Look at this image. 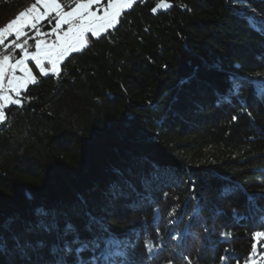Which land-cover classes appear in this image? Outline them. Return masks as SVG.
Returning a JSON list of instances; mask_svg holds the SVG:
<instances>
[{
  "label": "trees",
  "instance_id": "obj_1",
  "mask_svg": "<svg viewBox=\"0 0 264 264\" xmlns=\"http://www.w3.org/2000/svg\"><path fill=\"white\" fill-rule=\"evenodd\" d=\"M35 73L0 124V264H264V0H139Z\"/></svg>",
  "mask_w": 264,
  "mask_h": 264
},
{
  "label": "snow or ice",
  "instance_id": "obj_2",
  "mask_svg": "<svg viewBox=\"0 0 264 264\" xmlns=\"http://www.w3.org/2000/svg\"><path fill=\"white\" fill-rule=\"evenodd\" d=\"M101 0H87L86 3L80 0H73L72 5L62 4L59 0H36L27 11L20 13L14 20L0 29V46L5 45V39L14 36L15 39L7 44L3 51H0V123L5 121L4 109L9 104H20V99H13L9 93H14L15 97H21L22 91L26 92L30 84H36L37 78L33 75L28 66V61H34L35 67L42 76L50 74L59 77L60 65L72 53L81 52L88 46V34L99 38L102 33L114 29L119 23L122 13L130 9L136 0H108L107 8L103 9V15L91 11L93 5L100 4ZM44 11L41 12L40 7ZM172 5L166 2L158 3L154 11L168 9ZM68 7L70 10L65 11ZM44 21H54V27L50 33L44 35L54 36L55 39L48 43L44 39H36L35 50L32 53L26 48L28 40L23 37L29 36L25 29L35 30V37H41L39 25ZM67 26V30H61ZM23 51V58L16 59L8 54V49L13 48ZM45 62L50 68L45 67ZM17 72L23 73L18 76ZM235 119V118H234ZM264 233H257L256 239L260 240ZM251 255H257L255 245L252 246ZM264 260V255L260 256ZM251 264H257L251 260Z\"/></svg>",
  "mask_w": 264,
  "mask_h": 264
},
{
  "label": "rangeland",
  "instance_id": "obj_3",
  "mask_svg": "<svg viewBox=\"0 0 264 264\" xmlns=\"http://www.w3.org/2000/svg\"><path fill=\"white\" fill-rule=\"evenodd\" d=\"M138 1L139 0H136V2H138ZM59 2H61L62 4L67 3L68 5H72L73 0H59ZM80 2L86 3L87 0H80ZM34 3H36V0L27 3L21 10H19L14 15L9 17L10 19L8 20V22L5 23L2 27H0V29H3L4 27H6V25L8 23H10L12 20H14L20 13H22L24 11H27V9L30 8ZM107 4H108V0H101L100 4L93 5L91 11L97 12V15H103V9L107 8ZM38 7H40V6L38 5ZM40 10H41V12H43L44 11L43 7H40ZM68 10H70V8L66 7L65 11H68ZM160 10H164V9H160ZM54 23H55L54 21H51V22L50 21H44L41 25H39L40 31L42 32V36L38 37V38L35 37V30L25 29V31H27L29 33V36L23 37L20 42H23L24 39L28 40V44L26 45V48L29 51V53H32L35 50V48L31 49V50H30V48H32V46H34L36 39H44L48 43H51L55 39L54 36L44 35V33H50L52 31V29L54 27ZM66 30H67V26H65V28L61 30V34H62L63 31H66ZM102 34H104V33H102ZM90 36H91V34H88V36H87L88 42H89V37ZM14 39H15L14 36L7 37L5 39V45L0 46L1 51H3L4 48L6 47V45L11 43L12 40H14ZM17 51H19L18 54H20V55H17ZM8 54H10L13 57V62H15L16 59H22L23 58V51L20 50V49L15 48V46H13V48H11V49H8ZM28 66L31 69L33 75L36 76V73H35V68H36L35 67V62L34 61H28ZM45 67L46 68H50V65H48L47 62H45ZM60 70H61V65H60ZM17 75L18 76H22L23 73L17 72ZM36 78H37V76H36ZM9 95H11L13 97V99H19L18 97H15L14 93H9ZM9 105H11V104H9Z\"/></svg>",
  "mask_w": 264,
  "mask_h": 264
}]
</instances>
